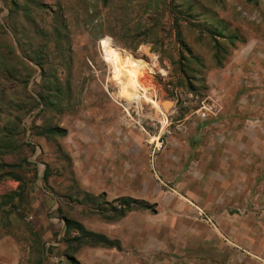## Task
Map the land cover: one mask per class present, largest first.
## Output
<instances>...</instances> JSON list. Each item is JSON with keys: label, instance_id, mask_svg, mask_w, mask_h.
<instances>
[{"label": "rangeland", "instance_id": "obj_1", "mask_svg": "<svg viewBox=\"0 0 264 264\" xmlns=\"http://www.w3.org/2000/svg\"><path fill=\"white\" fill-rule=\"evenodd\" d=\"M257 40L260 51L264 0H0V244L12 264H59L54 257L85 245L80 224L99 233L112 221L105 198L88 197L101 194L91 182L110 170L93 165L96 152L109 153L100 158L107 164L120 160L123 175L150 167L156 192L193 175L191 162L215 153L208 138L214 131L219 142L229 115L257 116L259 99L264 110V67L236 59ZM122 56L150 69L149 101L119 96ZM119 111L121 146L89 144L105 131L90 121L107 124ZM130 127L139 134L132 141ZM263 155L250 168L256 196Z\"/></svg>", "mask_w": 264, "mask_h": 264}, {"label": "crops", "instance_id": "obj_2", "mask_svg": "<svg viewBox=\"0 0 264 264\" xmlns=\"http://www.w3.org/2000/svg\"><path fill=\"white\" fill-rule=\"evenodd\" d=\"M249 44L238 50L240 53L246 51L245 56L242 54L245 59L238 55L236 59L244 66L250 64L248 69L264 67L263 45L260 44L262 50L258 51V40L253 41L250 49ZM260 64L263 65L258 66ZM262 100L256 105L257 116L236 121L238 115H229L231 126L215 132L222 135L218 143L214 131L211 133L208 138L211 142L207 145L215 153L191 162L190 167L195 165L197 170L193 175L178 178L172 191L154 190L158 182L148 166L142 174L131 166L123 175L120 160L107 164L100 159L109 158L106 150L96 152L99 157L92 154L93 165L98 163L110 169L107 179L100 176L91 182L92 185L98 182L93 186L102 190L99 195L109 203L121 197L134 198L149 203L152 208L135 205L124 216L108 221L104 228L99 226V233L117 243L109 246L82 241L85 245L80 254L74 256L77 261L80 264H264V194L252 193L255 189L249 178L254 159L264 154ZM97 120L90 121V126L100 125L105 131L96 133L99 139L91 138L89 144L98 145L101 143L96 141H102L120 145L119 124L115 122L121 121L120 111L114 113L107 124L106 121L99 123L100 117ZM128 133L130 141L139 136L137 129L132 127ZM99 146L104 147L103 143ZM186 178L193 183L191 188ZM6 243L3 240L0 244V264L16 263L3 246ZM54 258L59 264H75L67 254Z\"/></svg>", "mask_w": 264, "mask_h": 264}, {"label": "bare ground", "instance_id": "obj_3", "mask_svg": "<svg viewBox=\"0 0 264 264\" xmlns=\"http://www.w3.org/2000/svg\"><path fill=\"white\" fill-rule=\"evenodd\" d=\"M147 65L137 59H131L128 56H122L117 61L116 80L119 84V96L130 101H149V96L145 93L147 90L144 82L148 76ZM171 103L164 104L165 110Z\"/></svg>", "mask_w": 264, "mask_h": 264}, {"label": "trees", "instance_id": "obj_4", "mask_svg": "<svg viewBox=\"0 0 264 264\" xmlns=\"http://www.w3.org/2000/svg\"><path fill=\"white\" fill-rule=\"evenodd\" d=\"M238 35L234 36H227L229 37V39H235L237 38ZM49 130L52 132V133H66V130L65 129H62V128H49ZM25 144L27 145H33V143L30 141V142H25ZM48 177V174H45L43 179L46 181ZM89 198L91 199H95L97 197H103V195H98V196H95V195H88ZM115 202H117L118 204H115ZM108 204L111 205V208L110 210L112 211L113 213V216L111 219H116V218H119L121 216H124L126 214L127 211H129L130 209L134 208L135 205H137V207H143V208H152V205H150L149 203L145 202V201H141V200H137V199H134V198H129V197H121L117 200H115L114 202H107ZM96 210H98V212H102L105 210V208L101 205H97L96 207ZM66 223H65V228H69L70 225H71V220L70 218H66ZM80 228H81V231L83 232V236H81L82 240L83 241H88V243L90 244H103V245H109V246H114L117 242L116 240L114 239H111L109 237H107L106 235H104L103 233H97V232H94V231H91V230H88L86 229L83 224H80ZM87 236V237H86ZM90 237V238H88ZM69 255V257H71V259L73 260V262L75 264H80L79 261H77V259L74 257V255H70V254H67Z\"/></svg>", "mask_w": 264, "mask_h": 264}, {"label": "water", "instance_id": "obj_5", "mask_svg": "<svg viewBox=\"0 0 264 264\" xmlns=\"http://www.w3.org/2000/svg\"><path fill=\"white\" fill-rule=\"evenodd\" d=\"M168 102L171 103L170 101H168ZM169 106H171V104ZM40 180H41V177H40Z\"/></svg>", "mask_w": 264, "mask_h": 264}]
</instances>
